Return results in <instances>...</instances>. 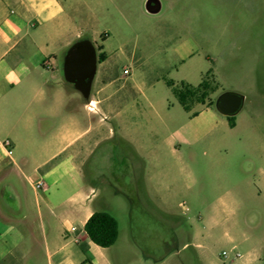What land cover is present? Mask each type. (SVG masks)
<instances>
[{
	"label": "crops",
	"instance_id": "1",
	"mask_svg": "<svg viewBox=\"0 0 264 264\" xmlns=\"http://www.w3.org/2000/svg\"><path fill=\"white\" fill-rule=\"evenodd\" d=\"M119 1L0 0V264H117L119 258L109 254L113 245L101 248L84 231L94 212L111 215L109 200L98 201L97 183L115 180L114 174L94 171L88 177L81 164L99 149L96 161L109 162L117 143L132 141L138 158L149 161L155 156L153 141L137 140L135 124L125 120L119 96L125 86H117L116 81L125 83L130 69L125 75L127 67L123 68L122 77L114 79L106 68L108 56L102 45L96 56L102 53L105 59L97 60L88 99L67 88L62 67L68 48L82 39L88 20L95 18V4L104 14L108 4ZM143 2L149 14L161 9L159 0ZM101 35L106 40L105 33ZM173 55L179 65L175 73L183 70L185 75L178 80L151 79L137 84L141 101L137 112L156 117V128L168 132L166 145L172 154L185 150L186 155H181L188 183L183 189L175 186L176 179L164 182L160 189L165 194L158 198L155 176H145L137 183V204L142 210L171 211L181 193L185 200L180 206L188 212V193L198 185L192 193L206 210H257L264 203L263 126L240 116L244 96L234 116L222 114L217 100L226 92L213 102H190L184 109L173 90L181 84L198 86L204 72L215 81V73L208 67L205 70L198 47L190 40L177 43ZM191 72L200 75L196 85L189 81ZM160 83L167 94L157 89ZM135 89L128 88V94H135ZM115 138L118 142L111 145ZM5 140L10 144L8 152L1 146ZM227 143L230 158L221 149ZM244 148L251 157L242 156ZM196 149L202 150L204 163L209 165L198 177L189 166ZM39 181L45 189L35 188ZM199 236L197 232L195 237Z\"/></svg>",
	"mask_w": 264,
	"mask_h": 264
},
{
	"label": "rangeland",
	"instance_id": "2",
	"mask_svg": "<svg viewBox=\"0 0 264 264\" xmlns=\"http://www.w3.org/2000/svg\"><path fill=\"white\" fill-rule=\"evenodd\" d=\"M159 1L161 9L156 14L146 12L143 0L110 3L104 14L95 4L96 16L88 20L82 35L96 50L103 46L108 56L106 68L114 79L122 77L123 68L130 69L125 83L122 79L116 81L117 86H125L119 94L125 120L135 124L132 127L137 140L153 141L155 153L151 161H142L132 146L134 141L132 145L117 143L109 162L96 161L100 158L99 149L81 164L88 177L94 171L113 173L115 177L106 184L97 183L101 191L98 201L109 200L107 211L118 224L119 238L109 254L119 258L117 264H159L162 260L164 264H264V203L257 210H206L194 198L195 185L185 202L188 212L180 206L185 200L181 193L176 195L171 211L142 210L137 204V183L145 176L154 175L159 189L162 183L173 179L179 188L184 189L188 183L185 158L181 155H186L185 150L172 154L166 145L168 132L156 128V117L137 112V103H141L137 84L151 79L178 80L185 75L183 70L179 75L174 70L179 65L173 48L180 41L193 42L205 70L208 67L215 73V81L203 73L202 80L207 78L209 84L204 101L213 102L223 92L244 96L240 116L247 120L251 117L264 128V0ZM103 33L106 40L100 38ZM190 75V83L196 85L200 75ZM66 86L80 96L71 85ZM131 87L136 88L133 95L127 92ZM157 89L163 95L168 92L163 83ZM199 97L200 94L195 98ZM221 149L231 157L228 143ZM251 155L243 149L244 158ZM204 159L202 150L196 149L194 160L189 163L195 177L202 169L208 170ZM164 194L165 190L160 189L157 197ZM197 232L199 237H195ZM196 244L201 247L198 249ZM222 252L228 254L226 260L220 257Z\"/></svg>",
	"mask_w": 264,
	"mask_h": 264
},
{
	"label": "water",
	"instance_id": "3",
	"mask_svg": "<svg viewBox=\"0 0 264 264\" xmlns=\"http://www.w3.org/2000/svg\"><path fill=\"white\" fill-rule=\"evenodd\" d=\"M97 65L96 49L91 41L74 42L63 59L64 80L73 86L84 99H88ZM243 97L233 92L222 94L217 100L218 110L226 116H234L241 108Z\"/></svg>",
	"mask_w": 264,
	"mask_h": 264
},
{
	"label": "trees",
	"instance_id": "4",
	"mask_svg": "<svg viewBox=\"0 0 264 264\" xmlns=\"http://www.w3.org/2000/svg\"><path fill=\"white\" fill-rule=\"evenodd\" d=\"M102 40L103 36L100 37ZM99 49V47H98ZM105 59L104 54L100 53L97 60L103 61ZM208 79L203 81L196 87L181 84L180 87L173 90L177 100L187 109V104L190 102H203L207 97L206 90L209 88ZM200 94L199 98L197 95ZM230 124H232V117H228ZM84 231L89 240L95 245L101 248H109L117 240L118 225L116 220L106 212H94L84 226Z\"/></svg>",
	"mask_w": 264,
	"mask_h": 264
},
{
	"label": "built area",
	"instance_id": "5",
	"mask_svg": "<svg viewBox=\"0 0 264 264\" xmlns=\"http://www.w3.org/2000/svg\"><path fill=\"white\" fill-rule=\"evenodd\" d=\"M123 73L125 75L129 74V68H126L123 70ZM9 142L7 140L1 142V146L8 152V148H9ZM35 188L37 190H40V189H45V185L43 182H37L36 185H35ZM72 230H74V228H72ZM233 251V250H232ZM221 258H223V260H226L228 258V254L226 252H222L221 255H220ZM235 258H238L239 257V254H235L234 255ZM224 264H230V263H226L224 261Z\"/></svg>",
	"mask_w": 264,
	"mask_h": 264
}]
</instances>
